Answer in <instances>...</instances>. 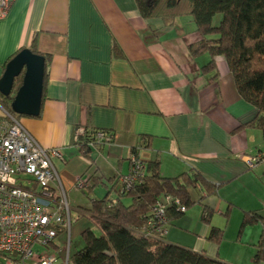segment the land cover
I'll use <instances>...</instances> for the list:
<instances>
[{
  "label": "crops",
  "instance_id": "crops-1",
  "mask_svg": "<svg viewBox=\"0 0 264 264\" xmlns=\"http://www.w3.org/2000/svg\"><path fill=\"white\" fill-rule=\"evenodd\" d=\"M199 40L189 15L171 24L143 18L135 0H12L0 18V75L18 51L35 48L45 57L40 112L18 118L42 146L60 148L54 167L75 159L82 165L72 179L105 181L127 172L137 149L142 160H159L163 176L197 173L215 191L197 187L200 207L172 219L166 241L254 264L264 222L243 219L251 212L264 218V161L248 168L246 158L264 152V137L244 126L256 108L238 94L225 60L202 71L208 54L189 51ZM80 126L112 134L92 147L91 161L75 144ZM212 227L222 231L218 242L208 238Z\"/></svg>",
  "mask_w": 264,
  "mask_h": 264
},
{
  "label": "trees",
  "instance_id": "trees-1",
  "mask_svg": "<svg viewBox=\"0 0 264 264\" xmlns=\"http://www.w3.org/2000/svg\"><path fill=\"white\" fill-rule=\"evenodd\" d=\"M135 2L143 18L159 15L166 24H171L180 15L192 18L200 33V40L190 45L189 51L193 55L208 54L209 60L202 67L205 73L216 69L217 57L225 60L238 94L256 108L255 115L244 126L258 128L264 137V0ZM216 16L218 20L214 23ZM30 50L37 52L33 47ZM216 76L215 72L209 80H214ZM20 83L21 79L18 82L15 79L10 94H0V105L10 112L11 99ZM84 128L83 135L75 144L79 154L91 161L92 147L88 145V141L92 139L91 132L94 129ZM99 146L101 145L96 147ZM132 152L136 153L137 149ZM136 155L139 156L138 153ZM141 161L142 174L137 176L129 190H122L120 184L119 189H115L114 182L119 183V175L105 181L100 176L86 178V185L82 190L85 189L88 195L99 183L106 189L103 196L91 198L88 207H80L99 232L94 233L90 227L81 231L83 245L69 256V264H229L168 242L166 235L160 237L156 228L147 226L157 200L169 199L165 207L167 223L162 226L168 228L172 219L184 213L179 211L175 199H179L187 209L194 203L190 195L191 188L203 187L208 194L213 193L214 188L197 173L183 172L167 177L160 174L158 159ZM209 215L210 210L204 206L202 219L208 221ZM259 220L264 222V218L251 212L244 216L243 224ZM146 230L150 234H145ZM221 235V229L212 227L208 238L218 242ZM254 264H264V236L257 243Z\"/></svg>",
  "mask_w": 264,
  "mask_h": 264
},
{
  "label": "built area",
  "instance_id": "built-area-1",
  "mask_svg": "<svg viewBox=\"0 0 264 264\" xmlns=\"http://www.w3.org/2000/svg\"><path fill=\"white\" fill-rule=\"evenodd\" d=\"M12 0H0V18ZM85 128L75 131V141ZM88 141L90 147L112 140L107 130L94 129ZM137 152L129 156L127 172L119 174L122 190H129L142 173V161ZM62 159L58 147L42 146L24 127L16 114L0 105V264H69V236L71 226L67 193L54 167L53 159ZM264 161V152L246 158V166L253 168ZM86 178H77L75 186L83 189ZM169 199L156 201L147 221L156 228L158 236H165V214ZM179 211L185 207L175 199ZM66 236L65 256L49 252L60 234ZM145 234H150L148 230Z\"/></svg>",
  "mask_w": 264,
  "mask_h": 264
},
{
  "label": "water",
  "instance_id": "water-1",
  "mask_svg": "<svg viewBox=\"0 0 264 264\" xmlns=\"http://www.w3.org/2000/svg\"><path fill=\"white\" fill-rule=\"evenodd\" d=\"M45 57L23 48L9 59L0 75V94L7 96L16 78L21 83L11 99L10 108L17 115L37 116L40 112Z\"/></svg>",
  "mask_w": 264,
  "mask_h": 264
},
{
  "label": "rangeland",
  "instance_id": "rangeland-1",
  "mask_svg": "<svg viewBox=\"0 0 264 264\" xmlns=\"http://www.w3.org/2000/svg\"><path fill=\"white\" fill-rule=\"evenodd\" d=\"M218 20V16L214 18V23ZM21 79V76L19 77ZM16 78V82L19 81ZM73 157L71 156V159ZM78 163V164H77ZM77 165L80 167L81 162L78 160H72L71 163L67 164L64 162L57 163L56 162V171L60 178L61 183L65 184L66 189H69L67 192V199L70 206V214H71V226H70V236H69V247H68V254L71 256L75 250L80 248L83 245V241L81 238V231L87 227H90L94 233H98L97 227L92 223L89 219L87 214H83L79 212L76 208L77 206L80 207H87L90 204V199L95 196H103L105 193V188L103 186H95L93 193H89L84 189H79L75 186V182L77 181L78 177L82 179L87 178L86 174L77 176L76 178L72 179V173L76 171ZM87 167L84 169L86 170ZM117 185L115 189H119V183L114 184ZM67 191V190H66ZM115 192H112L114 196ZM191 198L194 200V203L188 208L191 213H194V209L196 207H200V191L196 188L190 189ZM79 204V205H78ZM67 241L65 234L60 233L54 240L55 246L50 247L49 252H57L60 257L65 256V242Z\"/></svg>",
  "mask_w": 264,
  "mask_h": 264
}]
</instances>
